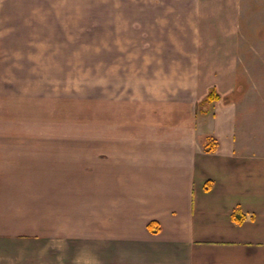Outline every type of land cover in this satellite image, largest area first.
<instances>
[{"label": "crops", "instance_id": "obj_1", "mask_svg": "<svg viewBox=\"0 0 264 264\" xmlns=\"http://www.w3.org/2000/svg\"><path fill=\"white\" fill-rule=\"evenodd\" d=\"M243 3L0 0V264H264Z\"/></svg>", "mask_w": 264, "mask_h": 264}, {"label": "rangeland", "instance_id": "obj_2", "mask_svg": "<svg viewBox=\"0 0 264 264\" xmlns=\"http://www.w3.org/2000/svg\"><path fill=\"white\" fill-rule=\"evenodd\" d=\"M241 45L239 57L240 71L238 72L237 82L239 88L233 96L237 101L242 98L239 105L241 116L239 124L247 130L246 136L242 137L245 142H255L257 145H264V129L260 124L258 129H253V88L255 98L260 102L264 100V0H244L241 10ZM83 58L89 52L90 41L83 40ZM83 74L86 69L83 67ZM255 86V87H254ZM83 99L88 100V95L83 90ZM238 97L239 99L235 100ZM258 96V97H256ZM85 104V103H84ZM257 111L264 115V106L257 104ZM88 107L83 105V128H88ZM262 123V122H261Z\"/></svg>", "mask_w": 264, "mask_h": 264}, {"label": "trees", "instance_id": "obj_3", "mask_svg": "<svg viewBox=\"0 0 264 264\" xmlns=\"http://www.w3.org/2000/svg\"><path fill=\"white\" fill-rule=\"evenodd\" d=\"M217 98H218V96H216V95L214 94V92H211L210 95H209V97L207 98V102H208V103H211V102H213V101H214L215 99H217ZM214 149H215L214 144H213V146L207 145V147H206V151H208V152H212V151H214ZM209 189H210V188L207 186V190H209ZM245 219H246V217H245L242 213L235 212V213L233 214V220H234L237 224H241V223H243ZM153 225H154V224H150V225H149V229L151 230V232H153V233H157V232L159 231V228L155 229Z\"/></svg>", "mask_w": 264, "mask_h": 264}]
</instances>
